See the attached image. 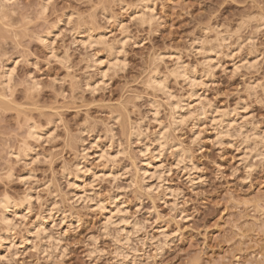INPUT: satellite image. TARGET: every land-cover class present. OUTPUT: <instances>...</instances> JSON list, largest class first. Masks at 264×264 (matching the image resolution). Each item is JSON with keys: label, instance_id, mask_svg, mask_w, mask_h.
<instances>
[{"label": "clouds", "instance_id": "9594fccd", "mask_svg": "<svg viewBox=\"0 0 264 264\" xmlns=\"http://www.w3.org/2000/svg\"><path fill=\"white\" fill-rule=\"evenodd\" d=\"M0 264H264V0H0Z\"/></svg>", "mask_w": 264, "mask_h": 264}]
</instances>
